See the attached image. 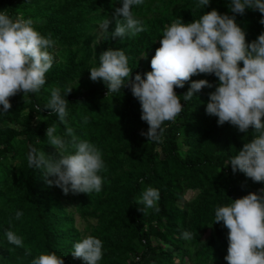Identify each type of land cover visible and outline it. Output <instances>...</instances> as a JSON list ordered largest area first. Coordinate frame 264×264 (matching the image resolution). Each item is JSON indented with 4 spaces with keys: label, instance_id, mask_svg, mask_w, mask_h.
Instances as JSON below:
<instances>
[{
    "label": "trees",
    "instance_id": "obj_1",
    "mask_svg": "<svg viewBox=\"0 0 264 264\" xmlns=\"http://www.w3.org/2000/svg\"><path fill=\"white\" fill-rule=\"evenodd\" d=\"M16 1L0 0V11L18 17ZM191 1L192 8L181 18L184 23L213 9L232 15L230 0H210L209 6L199 9L198 0ZM119 3L121 0H63L50 9L48 21L34 27L43 36H50L54 47L80 45L91 40L90 32ZM262 18L264 14L253 9L237 14L248 43L264 32ZM163 30V26L153 30L152 38L139 40L125 51L126 56L136 57L159 43ZM85 72L90 71L83 64L48 71L38 93L29 94L25 100L23 93H18L10 98L9 113L0 114V122L23 116L21 128L0 127V264H31L38 254L53 251L65 264H83L71 251L74 243L86 235L103 242L99 264H183L185 260L189 264H211L210 259L215 264H227L228 229L223 222L215 223V207L251 192L259 194L264 183L252 181L239 170L233 172L229 164L246 140L252 139L254 129L243 133L230 123L221 126L217 117L206 113L209 94L218 86V78L214 74L194 75L183 88H176L182 96L191 81L207 79L213 85L202 89L192 101L181 97L184 109L174 121L165 122L162 140L148 142L141 132H147L149 126L141 119V105L130 85L109 94L101 80L85 90L73 87L66 94L68 84ZM55 87L69 101L67 126L44 108ZM53 125L55 135L69 139L66 127L70 126L80 139L108 149V154L102 155L105 170L100 173L104 180L100 193L57 196L42 171L28 166L27 153L32 147L45 154L55 153L46 135L47 127ZM126 167L135 173L129 185L118 182ZM10 184L19 195L16 200L9 199L6 188ZM147 186L160 192L158 212L149 209L144 214L140 211L143 205L137 204ZM73 207L88 223L93 221L87 233H81L75 224ZM18 210L23 213L19 220L15 218ZM29 226L22 235L25 246L32 250V255L26 256L24 248L7 243L4 232L11 228L18 234ZM185 230L193 234L190 241L182 238Z\"/></svg>",
    "mask_w": 264,
    "mask_h": 264
},
{
    "label": "clouds",
    "instance_id": "obj_2",
    "mask_svg": "<svg viewBox=\"0 0 264 264\" xmlns=\"http://www.w3.org/2000/svg\"><path fill=\"white\" fill-rule=\"evenodd\" d=\"M122 7L115 9V29L112 38L134 37L145 29L134 16L133 6L144 0H121ZM210 0H198L196 8L209 6ZM232 15L213 9L193 22L181 18L165 25L160 47L151 58V71L143 76L132 70L124 49L109 48L99 55L98 66L90 68L92 81H103L108 93H118L130 85L132 95L141 105V119L149 126L141 132L148 142H160L165 122L174 121L184 109V101H192L205 87H213L207 79L191 81L188 91L178 95L194 75L214 74L218 86L209 94L206 113L218 118V124L230 123L240 132L250 128L252 139L246 140L242 149L229 162L233 172L239 170L256 183H264V32L248 43L247 33L236 16L246 9L264 14V0H230ZM122 17V19L120 18ZM111 21L106 19L101 28L108 32ZM264 24V18L260 20ZM51 37L43 36L34 27L32 19L11 17L0 11V114L12 108L10 98L23 93V99L38 93L46 83V73L53 65L48 49L53 46ZM144 58H147V54ZM241 62L243 66L241 67ZM127 81V82H125ZM71 88L66 90L68 95ZM59 87L51 89L50 99L44 108L55 113L67 126V104ZM87 123V117H84ZM55 126L46 129L47 142L54 154H45L32 147L27 153L28 166L42 171L46 183L62 189L63 193H100L103 188L105 162L101 150L93 143L80 139L72 127H66L69 139L55 135ZM51 177L52 179H49ZM141 183H143L141 181ZM158 189L147 186L137 204L143 205L144 214L149 209L160 210ZM16 211L15 218L22 217ZM223 222L228 229L227 264H264V189L259 194L251 192L242 198L215 207V223ZM9 245L24 248L25 255L32 250L11 228L4 232ZM182 238L190 241L193 234L183 231ZM71 254L83 264H99L103 258V242L92 235L83 236L74 243ZM31 264H65L56 252H44L31 260Z\"/></svg>",
    "mask_w": 264,
    "mask_h": 264
},
{
    "label": "rangeland",
    "instance_id": "obj_3",
    "mask_svg": "<svg viewBox=\"0 0 264 264\" xmlns=\"http://www.w3.org/2000/svg\"><path fill=\"white\" fill-rule=\"evenodd\" d=\"M62 1L63 0H17L15 3V10L18 16H22L26 19H32L34 25L43 24L48 21L51 16L50 9H52L54 5H59ZM192 5L193 3L191 0H146L143 5L133 6L132 11L134 16L142 21V25L145 30L134 37H125L124 39L111 37V32L114 31L116 22L115 8L106 14L105 20L109 19L111 21L108 27V32H104L101 28V25L105 21L104 20L90 32L91 40L89 42H82L80 45H74L71 47L51 46L48 51L53 56V65L49 72L62 70L70 65L76 66L80 64L87 66L88 70H90L91 67L98 66L99 55L103 51L109 48L124 49V51L130 50L139 42V40L152 38L153 30H159L162 26L165 27V25H170L174 20L184 17L190 11ZM118 7H122V3H119L117 8ZM187 10L188 12L186 13ZM120 18L122 19V17ZM158 47H160V44L156 43L151 48L144 50L140 55L128 58L129 67L132 70L131 79L133 81L136 74H141L143 76L148 71H151L150 61L155 55V51ZM146 54L147 58H144ZM99 82L100 81H92L90 79V72H85L81 76L77 77L73 82L69 83L67 89L81 87L85 90L88 86L95 85ZM27 111L28 110L24 111V115ZM2 126L21 128L23 127V116L5 118L2 122H0V127ZM182 139L183 136L181 135L180 140ZM99 149L101 150L102 155L108 154V149H103L101 147H99ZM14 169H16V163L14 165ZM120 173L124 174V176L118 180V182L125 185H129L135 175L134 170L130 167H126ZM14 181L15 180L11 183L13 184ZM12 184H10L6 189H9V199L16 200L19 195L17 194L16 189L11 188ZM51 190L57 196L66 197L62 189L59 187L51 186ZM70 194L72 193H68L67 196H70ZM73 209L75 210V213H73L75 224L81 229V233H87L88 224H92L93 221L91 220L90 223H88V221L85 220L74 207ZM29 228L30 226L18 233L23 240H25V238L22 235ZM210 263L215 264L211 259ZM183 264H189V260H185Z\"/></svg>",
    "mask_w": 264,
    "mask_h": 264
}]
</instances>
